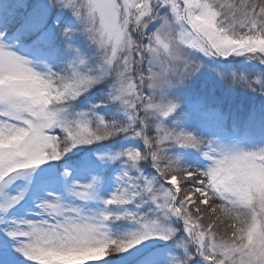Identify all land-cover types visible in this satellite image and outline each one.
<instances>
[{"label": "snow or ice", "instance_id": "obj_1", "mask_svg": "<svg viewBox=\"0 0 264 264\" xmlns=\"http://www.w3.org/2000/svg\"><path fill=\"white\" fill-rule=\"evenodd\" d=\"M0 264H264V0H0Z\"/></svg>", "mask_w": 264, "mask_h": 264}]
</instances>
